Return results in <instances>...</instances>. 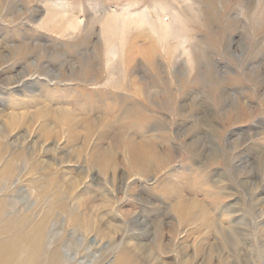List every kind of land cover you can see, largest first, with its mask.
Returning a JSON list of instances; mask_svg holds the SVG:
<instances>
[{"label": "rangeland", "instance_id": "rangeland-1", "mask_svg": "<svg viewBox=\"0 0 264 264\" xmlns=\"http://www.w3.org/2000/svg\"><path fill=\"white\" fill-rule=\"evenodd\" d=\"M256 2L0 0V127L10 112H26L35 131L23 141L12 135L0 154L31 150L37 162L48 161L51 177L68 173L75 197L89 186L107 194L101 210L119 231L137 238L147 231L149 245L160 231L163 261L180 264L178 256L199 244L197 264H264V9ZM178 3L186 10L181 38L171 16L163 19L166 31L154 32L112 18ZM47 105L70 119L60 116L41 138ZM134 156L140 168L130 166ZM26 167L19 161L14 179L0 180V200L34 227L49 205L35 180L42 164L34 175ZM175 194L198 203L204 217L191 225L184 206L180 217L169 211ZM210 217L216 227L208 229ZM49 231L50 242L77 231L65 248L72 258L88 264L108 255L106 241H93L65 217Z\"/></svg>", "mask_w": 264, "mask_h": 264}, {"label": "bare ground", "instance_id": "bare-ground-1", "mask_svg": "<svg viewBox=\"0 0 264 264\" xmlns=\"http://www.w3.org/2000/svg\"><path fill=\"white\" fill-rule=\"evenodd\" d=\"M256 3H257L256 5L264 9V0H257ZM179 4L180 3H178V5ZM59 7L62 8V6ZM162 9L163 10L161 12L157 11L155 12V14L150 13L151 11L148 12L149 10L143 11L142 14H139L134 18L131 17L130 12L129 13L126 12L123 14L122 13L114 14L112 18L113 20L115 18H118L117 20L118 21L120 20L119 24L121 27L123 26L122 23H126V21H130V23L135 22L136 25L138 24V25L151 26L152 31L154 32V30H157L158 28H161L163 29V31H166L167 29H165L166 27H164L163 19L166 18L167 16H171L174 22L173 26L176 28V35L178 38H181L182 37L181 35L184 33V30L177 27H178V23L183 22V20L185 19L182 16L186 12L185 7L182 4H180V8L178 9L174 5H168L167 7ZM162 12L164 13L168 12L170 14L164 15L162 14ZM65 13L66 11L62 9L60 12L58 11L56 16H60L61 14L64 15ZM201 14H199V16ZM250 15H251L250 17L253 18L256 14L251 13ZM125 26H127L128 28L127 23ZM125 26H123L122 28H125ZM157 26L159 27L157 28ZM121 29H117V30H121ZM130 29L131 28L129 27V30ZM123 30L122 32H125V30L124 31ZM117 33L119 32L117 31ZM121 35L122 34H120V36ZM114 47H115V52L119 53L118 52L119 48L117 46ZM255 82H258V79H256ZM45 108L50 113V116L45 115L46 120L39 129L38 136H40L41 138H43L45 134L52 132L51 130L52 126L57 125L58 122L60 123L59 121L60 116L61 117L64 116V118L68 120L70 119V115L68 111L61 112L58 109L52 110V108L49 105H47ZM42 109L44 110V108ZM42 109L36 110L38 112L37 114L40 116L45 114ZM3 112L0 110V113ZM10 113H6V115L10 114L8 120L5 121L4 124H2V126L0 127V149L2 147V144L9 143V140H11L12 135L18 134L19 136L17 137V139L19 141L20 140L23 141L24 138H27L28 136H32L35 133L34 130L32 131L31 126L27 124L28 121L26 120L27 119L26 112L22 114H18L14 112L13 113L10 112ZM52 117L55 118L54 121L50 119ZM98 151L99 148H96L93 153L94 154L93 162L95 164L96 161L98 160ZM5 154L6 152L0 154V164L2 161H4L5 163L4 166L0 167V180H4L6 183H10L14 179L17 172V162L20 161L26 163L28 167L27 170L29 174L32 175H34V173H38L37 172L38 166L40 165V163L42 164V169L44 170V173L35 180L36 182L42 183L43 185L42 186L43 189L41 190L39 195L42 201L48 203L49 209L44 213L42 219L38 223H36V225L33 227L34 224L33 221L30 222L27 218L19 215V213L15 211H14L15 213L14 212L12 213L14 207L12 206L10 200L8 199L0 200V221L4 219L3 224L0 227V238H3L0 240V264H17L18 263L17 259L19 256L21 258L20 264H87V262L80 261V259H83L84 257L80 259L77 257L72 258L71 256L67 255L65 250V248L68 247V245L72 244V241L77 237L78 234L77 231H73L72 233L73 235L70 237L67 236L68 238L66 237V235H62V236L56 235L51 242L48 239L50 233L49 227L52 220H59L60 218H64V217L67 219V221L70 224L77 225L80 227V229L84 230L81 232L93 236L95 238L93 241L107 242L109 246L107 257L99 258V259L95 258V260L89 261L88 264H104L107 258L110 259V264H171L170 262L163 261L160 258V256L162 255L160 252V248H161L160 231H155L156 233H155L154 242L149 245L148 243L145 242V240L150 235L147 233V231H137V232H144L143 237L137 238L131 234L132 231H119L118 228L114 225L113 221L110 218H108L107 215L103 214L101 210V205H103L104 202L108 201L107 194L98 193V191H94L89 186L83 189L81 188L79 190V193L75 197L76 190L75 187L73 186V183H71V181L68 180L67 178L68 173H63L56 177H51L50 175L51 170L49 168L48 161L43 160L39 163V159H38L37 162L36 160L37 154L31 153V150L26 152L21 151L17 154H14L9 159L4 158ZM136 161L137 158L134 156L132 159L133 163L130 162L131 164L130 166L133 168L134 167L140 168L142 163L141 162L135 163ZM259 164L261 166L264 165V157L260 158ZM62 190H64L63 195H62ZM169 192H172V190L169 189ZM171 195H173V193ZM174 196L175 198L174 199L172 198L173 204L171 206V209L169 210L173 212V214L180 217L182 210H180L179 206L182 205L186 208V212L184 213L183 218L186 219V221L189 224L193 225L196 222L195 220H198V218L199 220H201L204 217V215L202 216L201 206L198 203L186 201L185 199L184 201H182L183 197H181L180 195L175 194ZM228 214L229 212L227 211L226 214H224L225 217H227ZM213 218L214 217L212 218L210 217L206 219L205 221L206 228L210 229L216 227ZM243 220L244 219H242L241 222ZM133 223L139 228L142 225L139 222V218L135 219ZM20 227L21 229L19 231H16ZM88 228L91 231H86ZM119 229L121 230L120 227ZM218 233L220 235L222 234L221 231H218ZM119 235H123L121 242H118L117 237ZM192 235L195 236L196 233L194 232L192 233ZM194 248L195 249H193L194 252L193 254L189 255L187 254L186 251H183L181 257L178 256L180 264H193L195 257H196L195 264H197L198 257L200 255V245L199 244H197L196 246L194 245ZM212 250L214 251V249ZM215 255L217 254L215 253ZM204 256L205 255H203L202 258H204ZM224 264H226L225 261Z\"/></svg>", "mask_w": 264, "mask_h": 264}]
</instances>
